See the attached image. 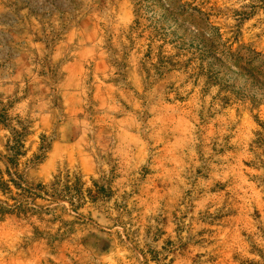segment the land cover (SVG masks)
I'll use <instances>...</instances> for the list:
<instances>
[{
  "label": "rangeland",
  "instance_id": "obj_1",
  "mask_svg": "<svg viewBox=\"0 0 264 264\" xmlns=\"http://www.w3.org/2000/svg\"><path fill=\"white\" fill-rule=\"evenodd\" d=\"M186 1L260 83L160 6L0 0V264H264V0Z\"/></svg>",
  "mask_w": 264,
  "mask_h": 264
},
{
  "label": "trees",
  "instance_id": "obj_2",
  "mask_svg": "<svg viewBox=\"0 0 264 264\" xmlns=\"http://www.w3.org/2000/svg\"><path fill=\"white\" fill-rule=\"evenodd\" d=\"M139 3L146 2L150 3V7L147 8L150 11L155 6H160L162 10V19L165 22L172 21L175 25L179 24L180 27L184 28L185 35L182 37L183 47L195 49L199 54V57H207L214 59L213 63H210V73L217 64H224L228 62L230 56V70L233 68H241V71L246 73L250 79L254 82L260 83L258 75L261 73V68L253 66L254 62L261 58V54L251 56H243L241 52L239 54L225 53L223 50L226 45L221 43L222 36L218 28L210 23V17L193 3H189L186 0H136ZM140 5V4H139ZM152 8V9H151ZM154 14V12H153ZM155 15V14H154ZM251 51V50H249ZM202 60V59H201ZM264 64L262 65V68ZM261 69V70H260ZM264 86V84H261ZM264 95V94H262ZM256 96H252L251 100L255 101ZM0 186L4 184L0 181Z\"/></svg>",
  "mask_w": 264,
  "mask_h": 264
}]
</instances>
